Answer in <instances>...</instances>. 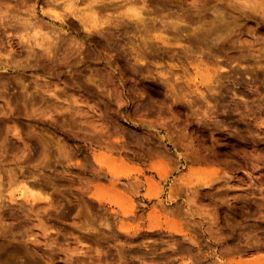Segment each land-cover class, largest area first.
<instances>
[{"label":"clouds","instance_id":"clouds-1","mask_svg":"<svg viewBox=\"0 0 264 264\" xmlns=\"http://www.w3.org/2000/svg\"><path fill=\"white\" fill-rule=\"evenodd\" d=\"M149 161L182 238L162 224L118 238L88 199L109 183L141 196ZM74 211L89 242L48 223ZM41 236L67 264L264 251V0H0V264H51Z\"/></svg>","mask_w":264,"mask_h":264},{"label":"rangeland","instance_id":"rangeland-1","mask_svg":"<svg viewBox=\"0 0 264 264\" xmlns=\"http://www.w3.org/2000/svg\"><path fill=\"white\" fill-rule=\"evenodd\" d=\"M18 118L22 121H26L27 117L25 114L20 113ZM171 147V146H169ZM93 158L96 161L97 166H104L105 170L111 175L119 176H130L134 174H139L140 169L125 164L122 160L114 165L105 166V161L103 154L97 157L95 154H92ZM202 164L196 163L190 166L191 168H201ZM157 169V164L154 161H149L146 168L144 169V174L141 176V179L144 180V186L141 189L142 195L139 197L132 198L128 192L123 191L121 188L114 184L100 185L98 189L93 190L89 193L88 199L94 200L95 202L103 203L104 207L108 210L109 214L112 216L116 224V235L121 239H128L125 236V233L128 231L136 230L138 227L143 226L144 229L152 225L162 224L164 229H176L175 234H179L182 238V226L176 223L175 221L165 222L164 217L162 216L156 199L151 195L152 191V181L151 177L155 175ZM243 176V173H240ZM158 179V177H157ZM245 179H247L245 177ZM137 201H142V204H137ZM79 209L77 208L76 211ZM245 214L247 211L245 210ZM75 215V211L72 215H69L67 219L57 218L48 223H52L55 226H60L62 229L71 232L75 236H79L85 242H89L88 238L79 232L78 229L72 228V217ZM35 224L33 231L40 232V225L38 221L24 222L25 227H31ZM145 233H142L144 235ZM166 234V233H165ZM206 239V236H205ZM64 238L61 237L59 242L63 243ZM43 237L41 236V245L33 246L36 247V250L41 256H52L51 264H67V256L62 251H56L54 254L49 253L47 249L43 247ZM111 244H115V239L110 240ZM69 247H75V242L70 241ZM111 251L113 255L119 256V252L116 247H112ZM207 251V249L205 250ZM229 264H264V251H248L242 256H233L231 253L228 254ZM39 259V257H36ZM40 264H44V261H40ZM170 264H179L178 261L172 260Z\"/></svg>","mask_w":264,"mask_h":264}]
</instances>
